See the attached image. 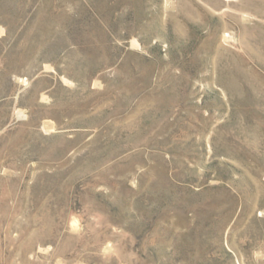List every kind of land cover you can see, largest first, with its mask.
I'll return each instance as SVG.
<instances>
[{
  "label": "rangeland",
  "instance_id": "374dc122",
  "mask_svg": "<svg viewBox=\"0 0 264 264\" xmlns=\"http://www.w3.org/2000/svg\"><path fill=\"white\" fill-rule=\"evenodd\" d=\"M0 264H264V0H0Z\"/></svg>",
  "mask_w": 264,
  "mask_h": 264
}]
</instances>
